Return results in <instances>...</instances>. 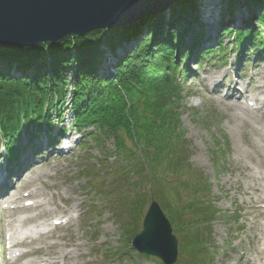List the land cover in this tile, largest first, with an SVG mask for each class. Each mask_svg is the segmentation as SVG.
<instances>
[{"label": "rangeland", "instance_id": "rangeland-1", "mask_svg": "<svg viewBox=\"0 0 264 264\" xmlns=\"http://www.w3.org/2000/svg\"><path fill=\"white\" fill-rule=\"evenodd\" d=\"M205 2L216 6L206 8ZM205 2L202 4L204 7L201 8V17L206 21L202 29L211 34L217 31L214 30L217 23L228 25L227 30L253 28L261 13L260 6H251L245 1L232 9L221 0ZM235 9L239 12H234ZM244 11L253 13L251 18L254 20L249 28H245L248 22L238 20L239 13ZM211 15L215 18L214 22L211 20ZM216 34L218 35L219 32ZM229 42L233 41H226L227 46ZM230 45L220 59L215 55L211 60L202 61L201 66L196 70L197 77L184 82V95L187 98H185L186 108L181 111V120L189 153L188 165L191 168L167 170L165 168L167 157L153 154L152 161L156 167L154 171L159 177L152 180L154 184L151 190V184L145 180V175L129 177L128 174L120 171L118 166L121 163L115 161L112 156L109 155V159L106 160L104 154H111L115 149V143L113 139L102 138L100 144L89 141L90 154L87 156L76 144L68 154L63 153V157L54 155L49 162L37 165L26 176L25 181L28 182V186L23 187L21 194L38 190L44 195L41 199L48 203V208L53 212V220L65 217L62 221L66 222L69 219V212L74 216L71 227L66 224L61 230H56L54 238L48 241L49 244H57L61 250L64 248L73 252L79 264H160L157 258L140 255L130 248L133 230L138 225L141 228L145 214L152 200H155L171 221L178 247L180 246L181 256H178L176 264H262L259 255L255 252L262 244V235L256 224H263L264 221L261 215L251 213V206L255 200L250 198H254L255 194L251 190L248 194L245 193L247 186L251 184L250 169L259 161L252 150L254 145H259L258 135L251 128L232 120L228 104L233 101L228 102L224 99L225 91L220 94L215 90V84L222 82L224 75L227 74L229 79H232L235 74L239 52L236 48L232 52L233 44ZM224 64L227 65V69ZM249 68H245L244 74L250 78L253 73ZM69 75L71 76L69 84H72L74 74ZM213 77L215 79H212ZM254 77L256 85L250 89L248 87V90L256 92L263 98L257 90L259 84L264 86L263 63ZM248 83L249 80L243 82L242 86L246 88ZM68 88L70 91V85ZM64 104L63 115L67 118L62 122L67 129L70 128L69 122L73 116L68 99ZM52 115L57 116L56 113ZM53 122L55 124L54 119ZM61 127L59 124L54 130ZM67 134L77 142L82 141V136L76 135L73 129L67 131ZM226 141L230 145L229 148H225ZM125 143L129 149H132L126 137ZM219 149L222 166L217 170L212 153ZM244 155L245 157L249 155L251 159H246ZM4 161L5 157H0V166L5 164ZM85 165L92 168V176H89L88 172H83ZM199 172L208 181L209 192L198 182L196 175ZM17 183L16 180L14 184ZM20 185H24V182ZM153 194L156 197H152ZM75 200H78L76 209L73 203ZM141 201L146 203L143 212L140 207ZM208 201L212 203V208L217 213L211 220L208 216L199 218L197 213L206 211L200 207V204L205 206ZM169 203L172 208L178 209L194 204L192 212L186 214L187 219L194 221L196 232L194 233L199 235L202 242L199 247L202 251L197 253L195 258L184 253L181 248L185 247V237L190 236L185 233L190 225H185L184 227L188 226L185 231L179 229L178 233L179 225L172 222L166 207ZM5 205L6 200H1L0 222L8 219ZM66 211L68 212L65 213ZM133 211L139 213L135 214ZM208 220L210 223L205 225L204 222ZM3 232L4 229L0 227V264H5ZM78 245L82 248L77 249Z\"/></svg>", "mask_w": 264, "mask_h": 264}, {"label": "trees", "instance_id": "trees-1", "mask_svg": "<svg viewBox=\"0 0 264 264\" xmlns=\"http://www.w3.org/2000/svg\"><path fill=\"white\" fill-rule=\"evenodd\" d=\"M200 1L183 0L132 27L56 46L0 49V147L5 143L9 159L22 150V134L35 139L43 125L50 129L52 113L61 115L69 98L72 126L83 132L84 148L88 139L112 138L122 169L145 172L147 179L150 172L159 177L152 161L156 153L167 157V170L190 167L179 76L189 74L191 52L206 40ZM221 1L230 9L244 1L260 6L263 28L264 0ZM227 32L237 34L240 48L260 36L256 28ZM218 154H213L217 167Z\"/></svg>", "mask_w": 264, "mask_h": 264}, {"label": "water", "instance_id": "water-1", "mask_svg": "<svg viewBox=\"0 0 264 264\" xmlns=\"http://www.w3.org/2000/svg\"><path fill=\"white\" fill-rule=\"evenodd\" d=\"M183 0H0V49L56 46L97 31L113 32L137 25ZM142 254L165 264L177 260V240L154 202L144 231L133 241Z\"/></svg>", "mask_w": 264, "mask_h": 264}, {"label": "bare ground", "instance_id": "bare-ground-1", "mask_svg": "<svg viewBox=\"0 0 264 264\" xmlns=\"http://www.w3.org/2000/svg\"><path fill=\"white\" fill-rule=\"evenodd\" d=\"M206 0L200 1L201 8L204 7V2ZM223 3V2H222ZM224 4V3H223ZM212 6H216L215 4H211L209 2H205V7L210 8ZM234 12H239L238 9H235ZM213 13V10H212ZM251 12L248 11L240 12L239 13V21L241 22H248L247 26L251 25L254 18L252 17ZM148 19V18H147ZM211 20H215L214 16L211 15ZM220 22V21H219ZM240 22V23H241ZM243 24V23H241ZM246 25V24H244ZM224 24L217 23L215 25L216 32H221L224 28ZM220 29V30H219ZM213 32V31H212ZM21 50V49H19ZM23 50V49H22ZM23 74V75H28ZM212 79H215L214 77ZM218 79V78H217ZM238 93H240L238 91ZM229 101V99H226ZM254 101L255 107L250 108L248 106V102ZM228 110L232 114V120L235 123H239L240 125L251 128L254 133L258 135L259 145H254L252 147L253 153L256 154L259 158V161L256 163L254 168L250 169V182L251 184L247 186L245 193L248 194V191H252L255 194V197L250 198L253 199V204L251 206V213L261 215L264 219V122H263V100H260L257 97H248L245 101L240 102H232L228 104ZM43 142H46L43 140ZM245 157V155H244ZM246 159H251L245 157ZM27 159L29 157L27 156ZM248 168V167H246ZM9 178L4 174L3 169L0 170V187H6L8 185ZM21 188V187H20ZM2 190V189H1ZM20 189H16L12 195L8 194L5 199H7L8 203L14 205L13 211L9 212L10 216L9 219L13 218L15 213H19L25 209H27V205H22L25 203L24 198H20ZM30 196H32L33 201L31 208L38 213L35 215H27L21 218H15L10 221L8 231V238L7 240L11 241L15 247L19 246H30L29 251L25 254L19 256L17 258V262H22L27 255H41L43 259L41 261L37 260H26L22 264H78L76 263L74 257L71 253H66L65 251H60L59 247L56 245L47 244L48 239H52L53 231L48 230L44 231V228H48L49 226V219L53 217L52 211L48 208V203H44L43 200L41 201V197H44L40 192L34 190L30 192ZM77 201L75 200L74 209L77 208ZM30 208V209H31ZM42 219V221H40ZM57 220V219H55ZM61 220V219H58ZM258 231H260L262 235L261 245L257 247L255 252L259 255L262 264H264V225L263 224H256ZM28 232L25 234L24 238H20L22 229H27ZM256 230V228L254 227ZM82 248L81 246H77V249ZM13 259V258H12ZM11 259V260H12Z\"/></svg>", "mask_w": 264, "mask_h": 264}]
</instances>
